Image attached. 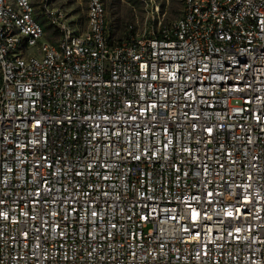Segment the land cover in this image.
Wrapping results in <instances>:
<instances>
[{"label":"built area","instance_id":"2783aa9c","mask_svg":"<svg viewBox=\"0 0 264 264\" xmlns=\"http://www.w3.org/2000/svg\"><path fill=\"white\" fill-rule=\"evenodd\" d=\"M181 1L0 0V264H264V0Z\"/></svg>","mask_w":264,"mask_h":264},{"label":"rangeland","instance_id":"374dc122","mask_svg":"<svg viewBox=\"0 0 264 264\" xmlns=\"http://www.w3.org/2000/svg\"><path fill=\"white\" fill-rule=\"evenodd\" d=\"M108 15L110 36L116 42L131 37L157 33L180 17L183 9L181 0H104ZM41 0H32L35 14L45 27L46 38L56 42L59 37L54 25L44 18L40 10ZM88 0H53L52 6L68 15L77 33L86 29ZM133 32V34H129Z\"/></svg>","mask_w":264,"mask_h":264},{"label":"snow or ice","instance_id":"6c2138e0","mask_svg":"<svg viewBox=\"0 0 264 264\" xmlns=\"http://www.w3.org/2000/svg\"><path fill=\"white\" fill-rule=\"evenodd\" d=\"M195 215H196V214L194 213V217H193L194 219H195ZM229 215H231V213H229Z\"/></svg>","mask_w":264,"mask_h":264},{"label":"trees","instance_id":"16d2710c","mask_svg":"<svg viewBox=\"0 0 264 264\" xmlns=\"http://www.w3.org/2000/svg\"><path fill=\"white\" fill-rule=\"evenodd\" d=\"M129 34L131 35V34H133V32H130Z\"/></svg>","mask_w":264,"mask_h":264}]
</instances>
